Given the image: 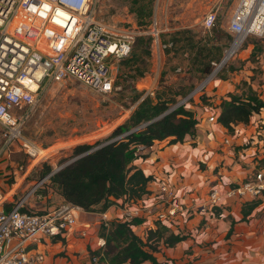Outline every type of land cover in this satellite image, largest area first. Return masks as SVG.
Returning a JSON list of instances; mask_svg holds the SVG:
<instances>
[{"label":"built area","instance_id":"built-area-1","mask_svg":"<svg viewBox=\"0 0 264 264\" xmlns=\"http://www.w3.org/2000/svg\"><path fill=\"white\" fill-rule=\"evenodd\" d=\"M158 1L155 0L156 5ZM90 4L91 0H0V127L4 138L0 162L10 157L14 149L29 160L26 170L45 157L43 149L26 136L24 127L46 83L71 77L99 95L113 91L112 63L130 55L135 34L109 29L98 22ZM215 22L216 13L210 10L202 25L209 30ZM228 29L232 34L229 49L235 43L240 47L248 36H264V0H237ZM159 33L154 15L146 34L163 50L170 44H162ZM205 81L188 97L200 91ZM29 83L35 85L33 90H29ZM26 93L30 98H25ZM207 119L216 120L214 116ZM41 184L42 181L34 184L17 202L8 199L12 191L0 188V264H46V245L65 239L76 227L77 211L81 208L61 203L40 212L29 202L30 197L46 201L39 191ZM157 184L155 210L140 201L123 210L124 221L153 211L157 222L175 227L180 212H208L209 217L216 218V209L226 199L264 203V164H256L244 180L225 191L211 189L206 199L194 206L183 207L179 203L167 176L157 177ZM100 217L101 224L107 226L106 212ZM204 226L205 223L197 226V231ZM95 245L100 254L91 255V261L101 264L105 238L99 237Z\"/></svg>","mask_w":264,"mask_h":264},{"label":"rangeland","instance_id":"rangeland-1","mask_svg":"<svg viewBox=\"0 0 264 264\" xmlns=\"http://www.w3.org/2000/svg\"><path fill=\"white\" fill-rule=\"evenodd\" d=\"M136 1L91 0L90 11L95 20L109 29L135 36L148 35L155 15L160 42L170 46L161 50L153 43L144 44L133 64L113 61L114 88L108 95H99L71 77L46 83L24 127L26 136L43 149L45 157L26 170L29 160L14 149L10 157L0 162V188L12 191L9 201L17 202L42 181L40 189L47 200L39 202L30 197L29 202L40 212L59 206L57 190L41 172L46 165L54 170L70 160L76 144H93L107 138L130 115L136 106L132 99L138 93H142L139 100L147 94L152 98L159 96L173 99L170 107L191 106V111L219 106L222 99L232 94L245 96L253 91L264 98V36L247 37L218 67L232 41L228 39L232 36L228 22L237 0H159L157 5L152 0V15L141 18L135 12ZM210 10L216 13V22L208 30L202 21ZM176 31L180 34L172 35ZM208 65L210 72L205 74L203 69ZM204 80V87L188 97ZM2 135L0 127V145ZM98 233L106 240L103 224ZM151 236L152 245H158L157 235Z\"/></svg>","mask_w":264,"mask_h":264},{"label":"crops","instance_id":"crops-1","mask_svg":"<svg viewBox=\"0 0 264 264\" xmlns=\"http://www.w3.org/2000/svg\"><path fill=\"white\" fill-rule=\"evenodd\" d=\"M193 112L198 120L194 136L187 135L182 143L155 141L145 150L147 157L136 161L145 175L154 177L141 200L149 208L156 203L157 177L161 175L171 180L183 207L194 206L204 201L211 189L225 191L244 180L256 164H264V108L253 114L248 124L235 125L233 133L217 121L218 106H205ZM208 116L216 120L208 121ZM59 198L62 203L63 198ZM244 204L234 198L226 199L216 209L218 214L214 219L208 212H180L175 227H166L171 232H180L185 239L172 247L159 242L153 255L161 264H264V203L257 200L245 215ZM133 206L116 200L105 211L106 227L111 221H124L123 210ZM153 211L136 217L139 222L132 226L143 240L157 223ZM203 223L204 228L198 232L197 226ZM100 225V213L79 209L74 230L65 239L46 245V264H94L91 252L97 250Z\"/></svg>","mask_w":264,"mask_h":264},{"label":"trees","instance_id":"trees-1","mask_svg":"<svg viewBox=\"0 0 264 264\" xmlns=\"http://www.w3.org/2000/svg\"><path fill=\"white\" fill-rule=\"evenodd\" d=\"M151 3L152 0L136 1L135 12L138 18L152 15ZM178 34L180 31L172 33L174 36ZM228 39H232V36ZM152 40L153 37L149 34L135 36L132 51L128 57L121 59L122 63L133 64L137 61L142 46L150 45ZM253 49L255 51V47ZM146 53L149 54V51ZM137 70L140 68L137 67ZM203 72L209 73L210 66L204 68ZM142 75L141 71L140 76ZM141 95L142 93L135 95L132 102L136 106L107 138L93 144H76L72 148L71 158L97 148L47 177L50 185L63 198V203L94 213L105 212L118 199L128 204L139 203L148 192V183L154 179L153 175H145L136 163L138 159L147 157L145 150L155 141L168 139V144L182 143L187 135H195L198 120L193 111L179 105L159 117L171 108L169 104L173 99L159 96L152 98L147 94L139 100ZM218 107L217 121L228 132L233 133L235 125L248 124L251 116L264 108V101L259 94L250 91L245 96L232 94L228 99H222ZM153 119L156 120L152 121ZM149 121L152 122L141 126ZM131 130L133 131L130 132ZM127 132L129 133L123 135ZM52 171V167L46 165L41 176L46 177ZM256 204L257 201L245 203L244 215ZM138 222V218H133L130 221H111L108 228L104 226L108 248L102 252L101 264H142L145 261L161 264L153 255L158 250V245H152L151 235L156 234L157 244L161 242L166 247H172L185 239L184 235L171 232L164 223L157 222L154 228L147 231L146 240H143L132 227ZM96 254L99 255L100 252H91V255Z\"/></svg>","mask_w":264,"mask_h":264},{"label":"water","instance_id":"water-1","mask_svg":"<svg viewBox=\"0 0 264 264\" xmlns=\"http://www.w3.org/2000/svg\"><path fill=\"white\" fill-rule=\"evenodd\" d=\"M228 59H229V58H228ZM226 61H227L226 56H224L223 59H222V61H221L220 64H219V67H220L221 65H223ZM215 71H216V70H215ZM178 105H179V104L174 105L173 107H171L170 109H168L165 113H163V114H162L161 116H159V117H162V116L165 115L166 113L170 112L171 110H173V109H174L175 107H177ZM156 119H157V118H156ZM156 119H153L152 121H154V120H156ZM152 121H149V122H147V123H144V124L141 125V126H144V125H146V124H148V123H150V122H152ZM141 126H140V127H141ZM138 128H139V127H138ZM138 128H137V129H138ZM133 130H135V129H133ZM133 130H131L130 132H132ZM128 133H129V132H127V133H125V134H123V135H126V134H128ZM108 142H110V141H108ZM108 142H107V143H108ZM95 148H97V147H95ZM95 148H93V149H95ZM93 149H91V150H89V151H87V152H84V153H82V154H80V155H78V156H76V157L71 158L70 160H68L67 162H65V163L62 164L61 166H59L57 169H54L51 173H49V174L46 176V178H47L48 176H50L52 173L58 171L59 169L63 168L64 166L70 164V163L73 162L74 160H76V159H78V158H80V157L86 155L87 153L91 152Z\"/></svg>","mask_w":264,"mask_h":264},{"label":"bare ground","instance_id":"bare-ground-1","mask_svg":"<svg viewBox=\"0 0 264 264\" xmlns=\"http://www.w3.org/2000/svg\"><path fill=\"white\" fill-rule=\"evenodd\" d=\"M237 48H238V43L233 44L232 47L226 53V59L230 58L231 55L234 54V52L237 50ZM28 85H29V90H33L35 88V85L33 83H29ZM25 98L27 99L30 98L29 93L25 94Z\"/></svg>","mask_w":264,"mask_h":264}]
</instances>
